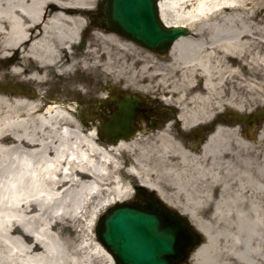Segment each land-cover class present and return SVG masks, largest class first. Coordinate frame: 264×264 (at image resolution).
<instances>
[{"label":"bare ground","instance_id":"obj_1","mask_svg":"<svg viewBox=\"0 0 264 264\" xmlns=\"http://www.w3.org/2000/svg\"><path fill=\"white\" fill-rule=\"evenodd\" d=\"M100 1L0 0V63L15 66L0 67V264H115L94 224L129 201L136 182L207 237L193 264H264V131L253 144L237 127L220 123L200 150L174 137L171 125L112 143L83 123L81 109L56 103L45 109V101L57 98L8 90L15 82L42 90L53 79L96 108L129 91L134 45L91 23ZM259 2L161 1L164 23L186 24L199 39L181 38L169 58L149 51L154 63H144L142 82L157 81L176 97L185 130L210 123L224 109L264 105ZM150 86L137 90L150 92ZM202 207L216 216L234 212L244 236L227 220L210 233L198 215ZM209 248H218L216 257L204 256Z\"/></svg>","mask_w":264,"mask_h":264},{"label":"water","instance_id":"obj_2","mask_svg":"<svg viewBox=\"0 0 264 264\" xmlns=\"http://www.w3.org/2000/svg\"><path fill=\"white\" fill-rule=\"evenodd\" d=\"M159 6L158 0H106L104 26L166 55L179 38L187 36L188 29L167 27ZM141 103L145 102L138 96L127 95L126 101L119 102V113L103 124V136L110 142L132 137ZM138 194V203L118 204L103 217L97 227L99 241L116 264H189L203 243L201 234L181 213L143 190Z\"/></svg>","mask_w":264,"mask_h":264},{"label":"rangeland","instance_id":"obj_3","mask_svg":"<svg viewBox=\"0 0 264 264\" xmlns=\"http://www.w3.org/2000/svg\"><path fill=\"white\" fill-rule=\"evenodd\" d=\"M259 6L262 10V13H264V0H260L259 2ZM88 34V33H87ZM89 35V34H88ZM87 35V38H88ZM133 44V43H132ZM134 45V46H133ZM133 47H129V91L133 92V93H141L147 96L148 99H150L151 101H158L160 104L165 105L168 103L172 108H175L174 104L176 101V97H172V94L170 92H168L166 89H164V87H160L158 86V82L155 81L151 84L150 81H145L144 83L142 82V79L145 78L147 79V74L143 73V65L144 63H149V64H153V59H150V57L147 56V51L139 48L138 46H136L135 44H133ZM0 67L3 68L5 71L11 67L12 69L15 66L12 65H8L7 63H0ZM134 76H136V78H134ZM52 79V78H51ZM50 79V80H51ZM131 81H133L134 83H131ZM147 84V87H149L150 85V92H140L139 90H137L138 87L144 88ZM9 85V84H8ZM18 86V82L13 83L10 86H7L8 90H13L14 92H18L16 91V87ZM145 85V86H144ZM36 86L33 83H28V84H22L21 89L22 92L23 90H27L31 89L33 92V87ZM37 87V86H36ZM101 90H105L108 89V87H106V85H103L100 87ZM127 91V92H129ZM44 93L47 94L49 97L53 96L59 100H63L65 102L69 103V106L74 109L75 111H79L81 109L82 112L84 111H88L89 109H92V111H90V113L87 114H83L82 116H95V115H100V114H105V107L103 108H99L97 109L94 105V103L91 102L90 98H82L80 96H76V95H71L70 93L67 92L66 90V86L65 85H61L57 80H51L49 82V85H46L44 87V89H35V93ZM165 95V98H163ZM165 99V100H163ZM169 100V102H166V100ZM165 103V104H164ZM112 106L115 104H111ZM91 106V108H90ZM93 107V108H92ZM84 110V111H83ZM106 111L111 113V110L109 111L108 108H106ZM162 130V129H161ZM158 131H147V132H141V135L146 137L148 134L150 133H156ZM170 133L175 137V134L173 132L170 131ZM155 135V134H154ZM256 144V142L254 141L253 144ZM262 146L260 147L259 150L263 151L264 145L261 144ZM262 158V155L260 156ZM139 183H132L131 184V189L132 190V198L130 200H133L135 198L136 195V186H138ZM198 215L199 217L202 219V221L206 224V227L209 229L210 233H212L213 235H215L217 233V231L219 229H223L226 227L225 223L228 222V224L232 225V230L237 232L240 231V235L243 237L244 234L241 231V228H238L237 226H235V221H236V214L232 211L230 212H223L222 215L216 216L214 209L212 207H202L198 209ZM227 220V222H226ZM227 224V225H228ZM228 227V226H227ZM253 242L256 243L257 239H253ZM264 243V242H263ZM220 248V245H219ZM218 250V248L214 249V251H212L210 248L209 250L204 254V256L208 255L211 256L212 258L216 257V251ZM203 260V259H202ZM192 264L194 263V261L191 262ZM108 264V263H107Z\"/></svg>","mask_w":264,"mask_h":264},{"label":"flooded vegetation","instance_id":"obj_4","mask_svg":"<svg viewBox=\"0 0 264 264\" xmlns=\"http://www.w3.org/2000/svg\"><path fill=\"white\" fill-rule=\"evenodd\" d=\"M262 20V21H261ZM260 30L264 34V13L259 17ZM188 38L199 39L198 31H190ZM264 50V46H263ZM245 66H247L245 64ZM150 109L146 106H142V110L138 113L135 118V124L138 129L142 131H147L153 128L162 129L170 125L166 124V121L172 120L171 126H175V130L178 135L187 143L192 145L193 149H201L202 145L208 140L209 128L211 125L222 123L228 128H238L239 133L242 137L247 139H252L254 136L258 137L261 132L264 131V105H256L250 109L239 110V109H224L218 112L214 119L209 123L208 127L204 125L197 126L187 133H184V129L181 126L180 121H178V112L174 109L164 107L157 101H149ZM117 108V106H116ZM260 114L259 120L257 122L252 121L255 114ZM238 116H247L249 121L238 122L235 119ZM97 117V116H95ZM221 118V119H220ZM219 119L221 122H219ZM85 123V120L82 119ZM96 123L95 119H93Z\"/></svg>","mask_w":264,"mask_h":264}]
</instances>
